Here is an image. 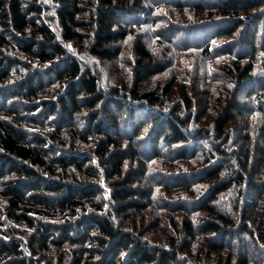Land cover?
Segmentation results:
<instances>
[{
	"label": "trees",
	"instance_id": "16d2710c",
	"mask_svg": "<svg viewBox=\"0 0 264 264\" xmlns=\"http://www.w3.org/2000/svg\"><path fill=\"white\" fill-rule=\"evenodd\" d=\"M171 3L191 10L187 30L233 40L224 71L264 99V0H0V264H264V148L245 134L226 151V126L249 110L226 97L198 115L187 96L167 104L172 84L142 89L158 69L138 37L127 85L96 64ZM160 157L167 184L147 171ZM159 185L175 200L142 230Z\"/></svg>",
	"mask_w": 264,
	"mask_h": 264
},
{
	"label": "rangeland",
	"instance_id": "374dc122",
	"mask_svg": "<svg viewBox=\"0 0 264 264\" xmlns=\"http://www.w3.org/2000/svg\"><path fill=\"white\" fill-rule=\"evenodd\" d=\"M171 4L172 5L170 6L157 4L153 6L155 10L153 11L151 18L148 17L145 19L143 26L140 28L136 27L134 35L128 36L120 43L121 51L117 61L113 63H107L105 61L103 63L101 60L97 61L96 64L98 66H101L102 64L104 65V79L113 81L110 84L117 86L127 85L129 83L132 70L137 64V54L134 50V42L136 37H138L145 43L146 48L151 54V59H143L142 64H147L151 70L155 69L154 71L158 69L159 72L156 71V73L151 75L148 78V82L142 85V89L157 88L161 90L165 84H172L175 88V92L168 97L167 100L169 101L167 104H171L175 100H182L187 96L188 100L191 102L192 109L196 111L198 115L207 114L208 110H210L209 107L213 104L216 107L220 106L222 100L226 97L234 99L239 105L245 106L249 110V112H247L251 115L249 117L248 113L242 116L239 115L234 121H231L226 126L229 127L228 129L231 134V138L226 144V151L229 152L231 149L237 148L241 149V146L246 144L245 140H241V137L245 134H250L254 143H258V146L264 148V99L260 100L256 97L255 93L246 95V90L250 87L243 86V84L237 86V84L234 83V80L230 79V76H227L223 69V66L230 65L235 61L236 57L228 55V49L233 40L229 37L219 38L217 35L211 34L209 29L207 30L206 35L203 34V36L200 37V35H197L196 33L199 34L200 31L204 29L203 27H200V29L195 32L187 30V28L190 27L188 25L189 22L183 21L188 20L187 18L192 15L191 10L183 8V5L182 8L188 16L182 17L180 16L182 10H178V8L174 7L173 3ZM205 19L206 18L203 17L198 22ZM52 22L53 20L50 21V23ZM50 29L55 30L53 24L50 25ZM256 43L258 44L257 40ZM206 44H208L209 47L207 53L203 48ZM68 47L72 50H76L77 48L74 44L68 45ZM255 53L257 54V58H261L263 57L262 53L264 52L257 50ZM253 77L255 79L259 78L260 80L262 78L264 79V58L258 61V68ZM226 88L231 92V95H225L226 93L224 90ZM147 125H149V123ZM249 126L251 127V130ZM206 147H209L208 144H205L203 148ZM197 154L200 157L197 158L198 161L196 165H205L201 162L203 160L201 157L203 156L202 153L198 152ZM233 161L235 160L231 159L229 163H232ZM170 163H172L170 160L166 161L163 157L152 161L147 170L151 173L149 175L150 178L157 180L158 182H166L167 184L169 181L167 178L171 177L168 175L175 174L173 171L175 168L170 166ZM181 173L186 174L188 171L183 167L179 174ZM207 186L209 185L206 183H196L194 189L196 191L197 189H201V187L204 189ZM154 189L156 190L151 197L153 207L146 212L143 219V225L140 228L142 230L145 229L154 218L160 217V214L155 210L154 203L157 205H163L164 202L162 199L175 200V198H172L169 195L166 196L161 185ZM185 194V192H182L181 195L184 196L179 197L187 201L193 199V197L191 198ZM222 195H225V193ZM189 203L190 202H187V205H189ZM199 214H201L200 211L195 217H199ZM167 216L168 214L164 212V217ZM8 223L11 225L12 230L16 235L26 236V227H14L12 222L8 221ZM126 224H123V226L126 227ZM149 233L150 231L146 233L145 236L141 237L152 242ZM227 253L228 251L224 250L222 256H225Z\"/></svg>",
	"mask_w": 264,
	"mask_h": 264
},
{
	"label": "snow or ice",
	"instance_id": "6c2138e0",
	"mask_svg": "<svg viewBox=\"0 0 264 264\" xmlns=\"http://www.w3.org/2000/svg\"><path fill=\"white\" fill-rule=\"evenodd\" d=\"M213 43H215V42H213ZM262 55H264V53H262Z\"/></svg>",
	"mask_w": 264,
	"mask_h": 264
}]
</instances>
